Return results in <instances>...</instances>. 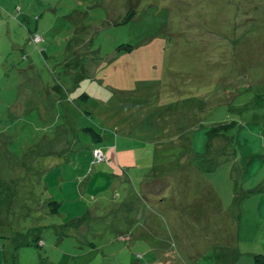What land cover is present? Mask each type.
I'll return each mask as SVG.
<instances>
[{"label": "rangeland", "instance_id": "374dc122", "mask_svg": "<svg viewBox=\"0 0 264 264\" xmlns=\"http://www.w3.org/2000/svg\"><path fill=\"white\" fill-rule=\"evenodd\" d=\"M10 7L0 250L27 240L22 264H256L264 207L239 222L232 197L245 173L251 187L264 179V0ZM95 148L105 162L93 164Z\"/></svg>", "mask_w": 264, "mask_h": 264}, {"label": "crops", "instance_id": "0c3cea01", "mask_svg": "<svg viewBox=\"0 0 264 264\" xmlns=\"http://www.w3.org/2000/svg\"><path fill=\"white\" fill-rule=\"evenodd\" d=\"M8 1H11V0H0V4H3V6L0 5V10H1L0 13H4V14H8V15L12 14V12H10V11L5 13L4 8L8 9V10L9 9L13 10L14 7L11 8L10 6L13 4V2L16 3L17 0H12L10 3H7ZM24 1H27V0H22V2H24ZM4 4H9V5L4 6ZM2 11H4V12H2ZM22 12H23V10L21 9V14H22ZM227 159L221 158V159H219V161L227 160ZM254 162L255 161H253V160H251V162L249 161L250 164H252ZM257 168L260 169V165ZM249 175L250 174L245 173V177H244L245 186H247V187L242 189L241 194L237 189H235V192L233 193V197H232L233 206L236 207L239 204V207L241 210L240 215H239V222L242 221L244 213L247 212V208H249L250 211L260 210V212L262 213V207H264V179H262L260 182H258V185L256 187H251V182L253 180L251 179L252 176L249 177ZM123 181H124V178H123ZM190 182L191 181L189 178L188 183L190 184ZM187 186H189V185H187ZM184 187H186L185 184H184ZM88 213L89 212L83 214V216L79 217V219H77V220H72L70 223H72V225H75L77 223H82V222L84 223V220L86 219V216H88ZM59 214H60V212H59ZM2 241L4 243H3V250H0V264H10L12 257L15 259V262L13 264H22V258H21L20 253H21L22 247H26V246L30 247L29 242H27V240H26L25 242L17 243L16 239H14V243L16 246L15 248L17 250H16L15 255H13L12 240L4 239ZM23 264H30V262L23 263Z\"/></svg>", "mask_w": 264, "mask_h": 264}, {"label": "trees", "instance_id": "16d2710c", "mask_svg": "<svg viewBox=\"0 0 264 264\" xmlns=\"http://www.w3.org/2000/svg\"><path fill=\"white\" fill-rule=\"evenodd\" d=\"M131 19H129V18H127L125 21H124V23H126V22H129ZM37 35V34H36ZM35 36V35H34ZM34 36H32V38H31V40L29 41L30 43L32 42V43H34V40H33V38H34ZM122 48V47H121ZM120 48V49H121ZM128 49V51H131L132 49H131V47H129V48H127ZM89 96H88V94H83L82 96H81V98H83V99H87ZM86 133H88V134H92V136L94 137V138H96V137H98L99 139L101 138V135L100 134H98V133H96L95 132V130L94 129H92V128H86L85 130H84ZM101 140H102V138H101ZM98 148H95L94 149V151L95 150H97ZM94 151H93V156H94ZM105 154V153H104ZM106 156V155H105ZM107 158V157H106ZM106 158H105V160L103 161V162H105L106 161ZM228 157H226V159H227ZM207 158H205V161H203V163L205 164V165H210V166H207L208 168H212V169H214V168H216L217 167V163H220L221 161H219V160H217V162L216 163H209V161H207L206 160ZM199 160V159H198ZM197 160V161H198ZM253 161H255V160H253ZM103 162H100V163H103ZM202 162V161H201ZM201 162H200V160H199V162H198V165H199V163L201 164ZM93 164L95 165V164H98L96 161H95V158H94V162H93ZM198 170L200 171V172H204V170H203V168H202V166L199 168V166H198ZM208 170H210V169H208ZM50 208H51V212L52 213H54V214H59V212H60V209H61V204L59 203V202H56V201H52L51 203H50ZM43 245V242L41 243V246ZM255 261H256V264H264V256H261V255H259V256H256V258H255Z\"/></svg>", "mask_w": 264, "mask_h": 264}, {"label": "built area", "instance_id": "2783aa9c", "mask_svg": "<svg viewBox=\"0 0 264 264\" xmlns=\"http://www.w3.org/2000/svg\"><path fill=\"white\" fill-rule=\"evenodd\" d=\"M34 42L38 43L41 41V38L38 35H35L33 38ZM94 158L97 163L103 162L106 158L103 151L97 149L94 151Z\"/></svg>", "mask_w": 264, "mask_h": 264}]
</instances>
